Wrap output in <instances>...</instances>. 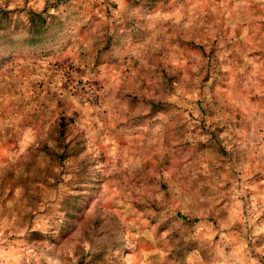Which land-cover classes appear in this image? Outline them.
<instances>
[{
	"label": "rangeland",
	"instance_id": "obj_1",
	"mask_svg": "<svg viewBox=\"0 0 264 264\" xmlns=\"http://www.w3.org/2000/svg\"><path fill=\"white\" fill-rule=\"evenodd\" d=\"M0 264H264V0H0Z\"/></svg>",
	"mask_w": 264,
	"mask_h": 264
}]
</instances>
